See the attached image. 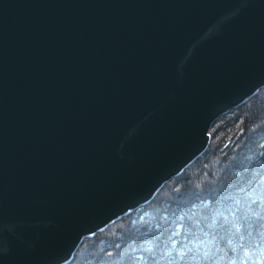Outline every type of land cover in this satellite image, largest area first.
Instances as JSON below:
<instances>
[{"label":"water","instance_id":"obj_1","mask_svg":"<svg viewBox=\"0 0 264 264\" xmlns=\"http://www.w3.org/2000/svg\"><path fill=\"white\" fill-rule=\"evenodd\" d=\"M262 87L264 0H0V264H70Z\"/></svg>","mask_w":264,"mask_h":264},{"label":"trees","instance_id":"obj_2","mask_svg":"<svg viewBox=\"0 0 264 264\" xmlns=\"http://www.w3.org/2000/svg\"><path fill=\"white\" fill-rule=\"evenodd\" d=\"M209 133V144L196 160L165 182L148 204L93 237L84 238L70 264H127L128 261L131 264H160L161 261L176 264L183 252L181 257H166V251H176L170 245L179 244L183 251L193 245H202L208 251L226 255L222 244L236 248L256 230L264 234V87L243 104L218 117ZM218 165H223L235 177V182L228 185L230 190L214 200L193 203L189 213L182 211L177 216L173 211L169 215L170 189L188 181L209 180ZM162 209V219L175 224L176 230L164 239L154 240L151 252L143 246L130 249L128 240L132 237V226L143 223L145 218L155 221ZM177 219L180 223H176ZM130 252L134 255L130 256Z\"/></svg>","mask_w":264,"mask_h":264},{"label":"clouds","instance_id":"obj_3","mask_svg":"<svg viewBox=\"0 0 264 264\" xmlns=\"http://www.w3.org/2000/svg\"><path fill=\"white\" fill-rule=\"evenodd\" d=\"M243 6L244 4L240 5L241 8ZM239 11L240 8H237L236 11L231 13V17L238 15ZM228 18L226 17V19ZM216 32H218V29L215 31L209 29L204 34V38H209L210 35ZM129 159L131 160L133 157H129ZM234 182L235 177L231 175V172L223 165H218L217 171L213 173L209 180L198 183L188 181L180 187L170 189L168 214L171 215L173 211L177 216L182 211L189 213L192 211L191 206L193 203L209 199L214 200L217 195L225 194L229 191L228 185ZM163 211L162 209L160 213L156 214L155 221H149L145 218L143 223L132 226L130 231L132 237L128 240L130 249L143 246L147 252H151L154 250L152 247L154 240L164 239L165 235H170L171 232L176 230L175 224L162 219ZM176 223H180V221L177 219ZM185 223H187V218H185ZM137 228L139 232L136 231ZM181 234L183 235V232ZM173 239L176 238L173 237ZM170 247H175L176 251L172 253L166 251L164 253L166 257L168 255L181 257V252H183V256L176 261V264H264V234L259 230H256L239 247L233 248L222 244L221 247L226 249V255L208 251L202 245L190 246L187 251H183L179 244L170 245ZM129 255H134V253L130 252ZM109 256L112 257L113 253H109ZM221 256H224V258L221 259ZM127 264H131V261H128ZM160 264H167V262L161 261Z\"/></svg>","mask_w":264,"mask_h":264}]
</instances>
